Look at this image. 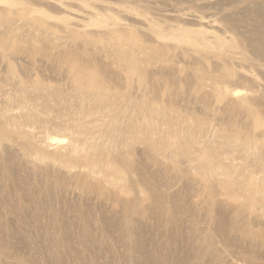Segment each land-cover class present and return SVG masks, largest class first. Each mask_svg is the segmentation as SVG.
Listing matches in <instances>:
<instances>
[{"label": "rangeland", "instance_id": "1", "mask_svg": "<svg viewBox=\"0 0 264 264\" xmlns=\"http://www.w3.org/2000/svg\"><path fill=\"white\" fill-rule=\"evenodd\" d=\"M206 6L210 8L208 13L213 14L209 19L214 21L211 26L199 19L205 14ZM27 7L36 10L31 17L40 23L16 16V12ZM94 9L98 14L92 16ZM259 21L264 23V0H0V124L7 121L14 126L18 123L14 119L25 114L22 112H35L42 103L58 111L68 107L74 111L75 105L80 108L84 104L73 94L79 74L88 71L97 76L105 82L113 98L109 100L112 105L103 108L108 128L102 142L106 143V150L121 152V156L133 164L131 172L119 166L110 181L122 192V198L136 195V202L146 208L142 221L141 215L128 217L120 207L111 212L112 205L85 198L83 193L73 189L72 181L63 171L58 180L46 178L22 149L24 140L16 138L14 142L12 134L2 135L0 231L7 227L11 230V252L28 262L51 264L48 258L54 249L50 238L57 239V234L50 227L51 215L47 208L55 211L58 208L61 212L57 215L58 221L64 226L71 225L72 234L80 241L83 235H77L81 234V223H89L90 242L73 245L74 251L86 252L88 257H96L104 264H117L116 255H126L122 228L130 231L129 228L143 227L142 238L149 242L146 246L152 253L160 251L157 239L168 230L167 224H181L183 234H207L208 223L203 219L201 224L200 213L196 211L197 188L204 183L224 184L218 187L229 198L222 197L220 190H216L218 214L221 210L229 215L239 205L247 204V197L238 196L237 190L244 188L252 197L253 191L249 188L264 186V135L246 121L243 109L236 106L235 101L252 96L248 98L249 103L264 102L260 94L264 89V56L256 53L258 47L264 49V35L251 33L253 26L261 24ZM226 29L228 32L224 34ZM199 30L204 31L205 36L215 34L209 39L211 43L208 42L211 45L213 42L215 54L209 60L203 61L188 51L189 45L175 37H193ZM230 51L236 53L233 63L223 66ZM129 70L134 73L133 83L121 85L125 84ZM232 71L241 77L228 80L230 85L224 87L220 82L223 77L231 76ZM130 76L126 75L127 79ZM213 79L218 81L215 87ZM39 87L43 90L38 91ZM133 87L139 89L140 97L135 92L137 103L130 105L128 96H134ZM147 107L166 111L157 116L149 115ZM124 111L126 113L122 114ZM40 115L41 120L45 119L46 114ZM169 122L176 125L170 126ZM130 124H134V130L138 127V136L120 133ZM146 131L155 133L152 137L156 142L161 139L170 146L163 152H150L145 143L150 136L143 139ZM58 134L60 144L62 139L67 141L62 137L64 134ZM229 137L233 138L234 145L229 144ZM120 139L128 146L120 144ZM245 142L248 147L242 154L236 147ZM207 144L214 150L208 158L210 167H199L195 156L201 158L204 153L205 158ZM173 152H177L175 157H171ZM93 157L96 158L97 153ZM142 163L156 178V191L161 197L127 185V177L135 178L134 171L143 170ZM212 167L220 169L214 179L208 173ZM168 182L173 183L170 189L165 187ZM140 190L148 194L147 201L137 195ZM165 194L173 196V200L162 198ZM17 197L20 206H17ZM251 200L253 204L247 212H256L257 218L250 219L249 226L258 231L260 225L264 229V212L256 204L259 196ZM6 206L16 212L21 206L28 209L11 217L5 212ZM96 218L105 219L106 230L114 232L107 238L108 245L99 241ZM169 219L174 222L167 221ZM27 220L30 226L25 225ZM155 221L158 227L152 224ZM167 234L174 235L173 230H168ZM248 246L233 235L224 245L214 239L213 246H203L200 251L211 253L217 248L223 259H227L228 254L235 256L244 252L257 261H264V247L259 246L254 253ZM174 251L179 257L187 258L184 264H210V258L204 262L194 258L196 247L192 243L178 242V249ZM174 251L170 250L172 254ZM121 258L128 264L129 257Z\"/></svg>", "mask_w": 264, "mask_h": 264}, {"label": "bare ground", "instance_id": "2", "mask_svg": "<svg viewBox=\"0 0 264 264\" xmlns=\"http://www.w3.org/2000/svg\"><path fill=\"white\" fill-rule=\"evenodd\" d=\"M117 2L121 3V1ZM206 7L207 8H203L205 10V14L201 15L199 19L206 21L207 25L211 26L213 25L214 21H209V19L213 16V14L208 13V10L210 8L208 6ZM199 8H202V6H199ZM223 10H220L219 12ZM35 14L36 10L33 9V7L23 8L20 11L16 12V16L19 19L25 20L27 22L31 21L33 23H40V21H38L36 18L31 17ZM96 14H98V12L96 11V9H94V11L91 12V15L95 16ZM192 17L195 18V16ZM259 23L261 24L255 25L253 26V28H251V33L253 35H258L259 33H263L264 35V23L262 21H259ZM223 32L225 34L228 31L226 29ZM204 34H206L204 33V31L199 30L198 32L193 34V37H186L184 35H177L175 37L183 39L184 42L189 45L187 48L188 51L192 52L193 54H197L198 56H200V59L204 61L209 60L210 56L214 57L215 55L212 46L213 42L212 45L208 43L210 42V38H214L215 34L214 36H205ZM224 34L222 36H224ZM157 35L159 36L160 33H158ZM225 37L226 36H224V38ZM220 38L218 40H221ZM224 38L222 37V39ZM215 39H217V37H215ZM229 53L230 54L228 56V60H225L226 62L223 63V66H225V63H233V59L235 58L236 53L232 51H230ZM256 53H259V55L263 57L264 49L258 47V52L256 51ZM232 73L233 74L231 76H222L223 78L220 83L223 84L224 87L230 85L229 83H231V81L228 80L235 79L234 77L240 79L241 76H239V73L234 71H232ZM128 74H131L129 79H127L126 77V75ZM79 75V80L77 81L78 84L76 85V89L73 91V94L75 97L77 96V98L80 99L85 105L82 104V107L80 108L75 105L76 110L74 111H70L69 107L68 109L60 108V110L58 111L48 104H38V106L36 105L37 108L35 109V112H26V110L25 112H22L25 114L15 118L14 120L18 123H15L13 120V122L15 123L14 126H11L7 121L5 124H0V136L2 137V135L12 134L14 142L16 141V138L24 140L25 143L22 146V149L25 151L28 158L34 160L32 165L37 167L38 171L40 173H43L46 178L58 180V178L61 176V172L63 171L65 175H67L72 181V188L77 190L78 192L83 193L85 195V198H93L98 203L103 202V204L112 205V207L110 206L111 212H116L115 210L120 207V209L122 208V211L128 217H134L139 214L142 217L141 221L145 220L144 217L146 208L136 202V195L125 196V198H122V192L116 189L114 182L110 181V178L117 174L116 170L119 166L125 169L126 172H131L133 171V164H131L123 156H121V152L114 153L106 150V143L102 142L107 137L106 130L108 128V124L103 117V108L107 107L108 105H112L111 103H109V100H113V98L108 94L106 90V88L108 87L105 85L104 81L100 80L97 76L90 74L88 71L82 72ZM126 75V80L124 81L125 84L121 85L127 86L133 83L131 77L132 75H134V73L129 70ZM213 81L215 87L218 81L215 79H213ZM40 89L42 88L39 87L38 91H41ZM135 92L138 94V98L140 97L139 89L137 87H133L132 94L135 97L128 96L130 105L137 103V101L135 100ZM260 94L264 98V89H262ZM37 97L41 98L40 96ZM249 97H244L240 100H236L235 105L243 109L242 111H244V118H246V121L251 122L254 129H258L259 133L264 135V127L262 126V120H264V102L261 100H253L252 103H249ZM125 98L126 96L122 97V100H124ZM119 99L120 97L118 98V101ZM146 109L147 114L156 116L158 113L166 111L164 110L165 108L155 109L153 107H147ZM137 112L143 113L141 111ZM124 113L126 112L124 111L122 114ZM172 113L174 114V112ZM40 114H46L45 119L42 118L41 120ZM47 114H53L54 116L51 118L48 117L49 115L47 116ZM169 125L175 126L176 123L169 122ZM10 127L12 128V130ZM137 129L138 127H136L134 130V124H130L122 129L120 133H125L126 136L135 135L136 137L138 136ZM58 133L64 134L62 137L67 138V141L63 142L62 139V143L60 144L57 141L59 140V138L57 137L59 135ZM154 135L155 133L151 131H146L144 133L143 139L146 136H150L149 139L145 141L147 149L153 153H157L158 151H165L166 148L170 146V144H163V142H161V139L156 142L152 137ZM119 137L121 138V135H119ZM227 139L229 140V144H235L234 141L231 140L233 138L229 137ZM120 140V144L128 146V143L126 141L122 139ZM199 140L202 144L205 143L202 138H199ZM255 145L257 146L258 142ZM247 147L248 144L246 142L244 144L239 143L236 149H239L242 154H245V151H247ZM206 151L207 152L205 153L207 155L205 154V158L204 153L201 158H199V155L195 156V158L197 159L196 163L199 167H210V160L208 158L210 157V154L214 153V150H212L211 146L207 144ZM94 153H97L96 158L93 157ZM176 154L177 152H173L171 154V157H175ZM141 165L143 170L139 169L138 171H134L136 176L135 178L127 177V185L134 190L137 188H141L143 190H149L151 193L155 192L159 197H161L160 194H158L156 191V178L153 177V174L147 172L148 170L145 169L143 163ZM209 170L210 171L208 173L210 174L211 179L217 177V173L220 171V169L216 167H212ZM172 185L173 183L168 182L165 187L166 189H170ZM214 185L215 186H212L210 183H204L197 188V196L199 200L196 211L200 213V223H203V219L208 223L207 234L200 236H196L194 232H191L190 234H183L181 230V224H167V229H172L174 235L170 236L167 234L168 230H164L163 236L161 238L158 237L157 239L160 240V251L152 253L146 246L149 244V242L142 238L141 231L143 230V227H133L132 229L126 226L130 229V231H128L126 228H122L121 231V237L123 239V245L126 255L120 256V254H117V264H124V261H122L121 257H129L128 264H168V261H171L172 264H184L187 258L179 257L178 255L180 254L174 251L175 249H178V242H183L185 244H194L196 247L194 258L200 262H204L206 259L210 258V264H230L228 262L231 261L233 262L231 264H264V261H257L253 256H250L244 252L237 253L235 256L228 254L227 259H223L221 253L217 251V248H214L211 253L200 251V248H202L203 246H206L207 248L213 246L214 239L217 240L218 244L224 245V243L228 239L230 240L233 235L239 236L241 242H243L244 244L248 243L249 250L253 251L254 253L257 252L259 246H261L262 248L264 247V229L261 227V225H255L259 226V229L258 231H254L249 226L250 219H253L254 217L257 218V214L256 212H247V210H249V205L253 204L251 198L254 196L260 197V200L256 202V204L258 207H260V211L264 212V186L249 188V190L253 191L252 197H250L249 192H244V188H238L237 195L241 196L242 198L244 196L247 197L246 201L248 203L239 205L238 209L236 208V210L232 211L228 215L226 212L221 210L219 212L220 214H218L217 211L220 209V207L216 199V190H220V195L222 197L229 198L227 194L222 192L223 189H220L218 187L219 185L222 187L224 184H221V182H219V185L217 183ZM143 190H140L137 195L143 198L142 201H147L146 197L148 194H145ZM231 195L235 196L236 194ZM162 198L173 200V196H170L168 194H165ZM16 201L17 206L22 205L18 197L16 198ZM27 209V207L21 206L18 212H16L12 210L10 206H6L5 212L8 216L12 217L15 213L23 214ZM56 209L57 210L55 211V209L51 210L47 208L51 215L50 227L52 231L57 234V239L50 238V244L51 246H53L52 248L54 249V252L51 256H49L48 262H50L51 264H104L96 257H88L86 252L73 250V245H82L90 242L89 223H81V234H76L77 236L83 235V241H80L77 237H75L74 234H72L71 228L73 227L71 225L64 226L58 221L57 215L61 214V212H59L58 208ZM87 214H89L88 211L86 215ZM217 215L219 216V218L216 217ZM96 220L99 223L100 228L99 241L104 245H108V243H106L108 242L107 238L112 237L114 235V232L106 230L105 219L96 218ZM167 221L174 222L171 219ZM156 222L157 221L153 222L152 224H155ZM24 223L26 226L31 225V222L28 220L24 221ZM155 226L158 227V223H156ZM36 230L42 232L37 228ZM210 234L213 236H211ZM11 237V230L8 227L5 228L2 232L0 231V264H38L34 261L28 262L22 257L18 258L15 253L13 254L10 250L12 247ZM18 237L19 235L15 236V239ZM170 250H173V254L178 258H175ZM112 252L117 253L113 249Z\"/></svg>", "mask_w": 264, "mask_h": 264}]
</instances>
